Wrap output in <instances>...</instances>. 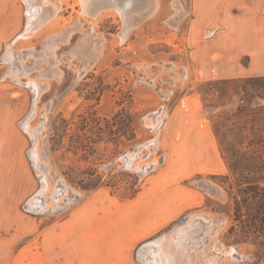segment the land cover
I'll use <instances>...</instances> for the list:
<instances>
[{
	"label": "rangeland",
	"instance_id": "obj_1",
	"mask_svg": "<svg viewBox=\"0 0 264 264\" xmlns=\"http://www.w3.org/2000/svg\"><path fill=\"white\" fill-rule=\"evenodd\" d=\"M1 1L0 264H264V78L212 61L245 0Z\"/></svg>",
	"mask_w": 264,
	"mask_h": 264
},
{
	"label": "crops",
	"instance_id": "obj_2",
	"mask_svg": "<svg viewBox=\"0 0 264 264\" xmlns=\"http://www.w3.org/2000/svg\"><path fill=\"white\" fill-rule=\"evenodd\" d=\"M244 4L239 16L235 14L236 17L229 20L228 42L219 41L218 51L213 54V69L223 78L264 75V11L261 10L264 0H245ZM0 6L8 10L7 2L1 1ZM244 58L248 59V64L241 63ZM222 65L227 66V70H222ZM221 72L228 75L222 76Z\"/></svg>",
	"mask_w": 264,
	"mask_h": 264
},
{
	"label": "trees",
	"instance_id": "obj_3",
	"mask_svg": "<svg viewBox=\"0 0 264 264\" xmlns=\"http://www.w3.org/2000/svg\"><path fill=\"white\" fill-rule=\"evenodd\" d=\"M260 78H264V76H257ZM252 150L246 148L234 149L232 150V155L235 163H228L229 170L233 173L232 177L236 179L237 185L239 186V190H243L247 194V199L253 201V205L259 214L263 215L260 218V222L264 225V159H262V165L256 166L252 164H244L241 165L239 162L242 161H253L254 158L251 155L253 150L255 149L254 146L250 147ZM228 180H230V175H225ZM230 187L233 188L235 184L233 181H229ZM246 200L247 202H249ZM256 201V202H255ZM258 202V203H257ZM235 218L238 221L246 222L243 220L242 216L240 215L241 209L239 207L238 202L235 204ZM250 220L248 224L250 226L254 225V233L259 234L262 230L258 229L257 226V217L254 215H250ZM249 217V216H248ZM257 220V221H256ZM264 227V226H263Z\"/></svg>",
	"mask_w": 264,
	"mask_h": 264
},
{
	"label": "bare ground",
	"instance_id": "obj_4",
	"mask_svg": "<svg viewBox=\"0 0 264 264\" xmlns=\"http://www.w3.org/2000/svg\"><path fill=\"white\" fill-rule=\"evenodd\" d=\"M97 10H99V9H97Z\"/></svg>",
	"mask_w": 264,
	"mask_h": 264
}]
</instances>
